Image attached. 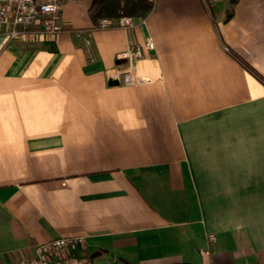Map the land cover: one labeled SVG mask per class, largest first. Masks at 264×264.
<instances>
[{"label": "crops", "instance_id": "crops-1", "mask_svg": "<svg viewBox=\"0 0 264 264\" xmlns=\"http://www.w3.org/2000/svg\"><path fill=\"white\" fill-rule=\"evenodd\" d=\"M56 1L59 32H0V264L63 236L84 247L50 264H264V0L106 29L99 0Z\"/></svg>", "mask_w": 264, "mask_h": 264}, {"label": "built area", "instance_id": "built-area-1", "mask_svg": "<svg viewBox=\"0 0 264 264\" xmlns=\"http://www.w3.org/2000/svg\"><path fill=\"white\" fill-rule=\"evenodd\" d=\"M154 8L156 0H147ZM56 0H0V32L4 31L10 38L22 37L32 27L38 26L37 32L52 35L59 32L62 22L58 12ZM150 10V11H151ZM143 19V18H142ZM133 23L130 15H119L117 17H100L94 27L106 29L112 27L126 28ZM94 27L74 29L76 35L80 36L85 47L91 45V32ZM153 49L154 44L150 37H146L142 44L135 45L126 56L139 57L142 49ZM90 56V60H92ZM122 78L125 84H141L148 81L147 77L135 75L131 67L116 69L111 78L117 80ZM213 233L207 235V240L213 242ZM84 247L82 236H63L40 242L34 247L32 257H24L11 260L5 264H50L52 257H63L70 248Z\"/></svg>", "mask_w": 264, "mask_h": 264}, {"label": "trees", "instance_id": "trees-1", "mask_svg": "<svg viewBox=\"0 0 264 264\" xmlns=\"http://www.w3.org/2000/svg\"><path fill=\"white\" fill-rule=\"evenodd\" d=\"M237 0H228L227 17L231 16L233 7ZM151 10V4L147 0H99L89 16L96 22L100 17H117L119 15H130L133 18H144ZM170 264H197L194 262H177Z\"/></svg>", "mask_w": 264, "mask_h": 264}, {"label": "rangeland", "instance_id": "rangeland-1", "mask_svg": "<svg viewBox=\"0 0 264 264\" xmlns=\"http://www.w3.org/2000/svg\"><path fill=\"white\" fill-rule=\"evenodd\" d=\"M219 1L221 4H224V3H225V5L228 4V0H219Z\"/></svg>", "mask_w": 264, "mask_h": 264}, {"label": "water", "instance_id": "water-1", "mask_svg": "<svg viewBox=\"0 0 264 264\" xmlns=\"http://www.w3.org/2000/svg\"><path fill=\"white\" fill-rule=\"evenodd\" d=\"M117 82V81H116Z\"/></svg>", "mask_w": 264, "mask_h": 264}]
</instances>
